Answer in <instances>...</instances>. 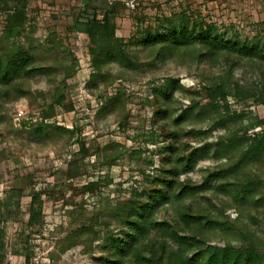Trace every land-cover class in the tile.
Instances as JSON below:
<instances>
[{"label":"rangeland","instance_id":"obj_1","mask_svg":"<svg viewBox=\"0 0 264 264\" xmlns=\"http://www.w3.org/2000/svg\"><path fill=\"white\" fill-rule=\"evenodd\" d=\"M80 3L28 0L23 33L4 44L9 49H27L34 66H51L55 74L49 78L36 75L24 83L31 92V104L26 99L0 101V264H25L27 257L29 264H103L99 260L104 256L103 245L117 228L111 217L115 202L140 193L142 179L150 176L157 164L154 154L161 137L153 125V90L167 82L173 90L172 110L189 112L206 104L199 85L229 67L223 60L210 63L190 56L134 72L110 62L90 82L93 69L88 39L71 31ZM11 12L12 5L0 0V38L6 15ZM117 14L113 21L117 37L142 62L148 52L136 43L141 35L158 27L166 30L167 20L174 22L180 14L189 18V26L194 20L213 25L225 40L256 47L264 55L263 0L225 6L210 0H153L134 14L124 8H118ZM260 58H244L238 63L233 77L241 89L219 103L221 114L227 112L225 120L233 135L251 136L264 130V104L255 102L257 95L264 100V60ZM49 81L54 87L48 86ZM55 87L65 96L64 105L47 118V107L55 94L50 90ZM251 92L256 94L254 98ZM108 98L117 100L110 113L102 112ZM67 106H71L70 111L65 110ZM256 122L263 124L249 129ZM38 129L41 132L36 133ZM190 129L206 137L197 141L201 145H213L222 135L205 124L188 126L184 131ZM78 140L87 150L84 158L76 156ZM182 141L194 140L188 134ZM112 143L115 145L106 147ZM216 164L211 157L200 161L188 177L198 183ZM261 165L264 180V163ZM33 194L38 195L40 216L31 226L28 219ZM226 216L227 221L234 218L231 210ZM88 222L92 232L81 245L59 253L60 241L71 238ZM207 236L220 245L231 240L227 235Z\"/></svg>","mask_w":264,"mask_h":264},{"label":"trees","instance_id":"obj_2","mask_svg":"<svg viewBox=\"0 0 264 264\" xmlns=\"http://www.w3.org/2000/svg\"><path fill=\"white\" fill-rule=\"evenodd\" d=\"M4 1L12 5L13 12L6 15L0 38V86L3 87L0 101L26 99L31 104V92L24 83L36 75L49 78L54 69L34 66L33 57L21 46L4 47L11 38L23 33L28 0ZM80 1L71 31L88 39L93 69L90 82L110 62L133 72L184 56L210 63L223 60L229 66L224 73L214 74L211 80L199 85L206 104L189 112L177 114L172 110L173 90L167 82L153 90V125L161 137L154 154L157 164L152 174L142 179L140 193H131L128 198L115 202L111 217L117 228L105 240L104 256L99 260L103 264H264V180L260 174L264 163V130L251 136L233 135L225 120L227 112L221 114L219 104L226 102L233 91L241 89L233 77L238 63L244 58L264 60L261 50L225 40L213 25L200 20H194L189 26V18L180 14L174 22L167 20L166 30L158 27L141 35L136 43L148 52L142 62L134 51L125 49L122 39L116 35L113 21L118 8H124L119 0H113L112 4L110 0ZM98 13L103 14L102 20L97 19ZM175 23L179 25L175 27ZM50 85L54 87L49 81ZM50 91L55 94L47 107V118L65 101L57 87ZM255 96L251 92L250 97ZM116 100L108 98L102 112L110 113V106ZM255 102L264 104L258 95ZM65 110L70 111L71 106ZM204 124L222 132L213 145L197 143L206 137L196 134L194 129L184 131L185 127ZM262 124L256 122L249 129ZM188 134L192 135L193 142L182 141ZM77 143L76 156L86 157L84 144L80 140ZM209 157L216 160L215 170L200 182H192L188 175ZM37 202L38 195L33 194L28 219L31 226L40 216ZM230 210L234 218L227 221L226 211ZM88 224L84 223L71 238L62 239L59 253L81 245L92 232ZM209 233L227 235L231 240L215 244V240L207 239ZM2 247L0 243V252ZM28 259L25 264H29Z\"/></svg>","mask_w":264,"mask_h":264},{"label":"built area","instance_id":"obj_3","mask_svg":"<svg viewBox=\"0 0 264 264\" xmlns=\"http://www.w3.org/2000/svg\"><path fill=\"white\" fill-rule=\"evenodd\" d=\"M113 0L109 1V4H112ZM123 6L124 9L126 10L127 13H132L134 14L135 12H137L140 7H142L143 5H145L147 2L153 1V0H119ZM211 2H213L214 4L220 6V5H228L232 2L238 1V2H252L253 0H210ZM264 1V0H263ZM103 14L102 13H98L97 14V19L98 20H102ZM2 264H8L7 262L2 263Z\"/></svg>","mask_w":264,"mask_h":264},{"label":"crops","instance_id":"obj_4","mask_svg":"<svg viewBox=\"0 0 264 264\" xmlns=\"http://www.w3.org/2000/svg\"><path fill=\"white\" fill-rule=\"evenodd\" d=\"M117 17H118V15H117ZM116 19V18H115Z\"/></svg>","mask_w":264,"mask_h":264}]
</instances>
